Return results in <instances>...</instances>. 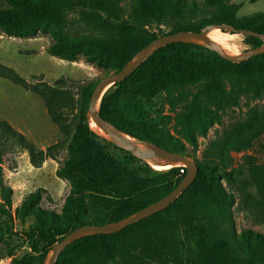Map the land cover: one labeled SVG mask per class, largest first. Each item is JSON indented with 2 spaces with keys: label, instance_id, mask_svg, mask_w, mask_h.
<instances>
[{
  "label": "trees",
  "instance_id": "1",
  "mask_svg": "<svg viewBox=\"0 0 264 264\" xmlns=\"http://www.w3.org/2000/svg\"><path fill=\"white\" fill-rule=\"evenodd\" d=\"M231 1L2 0L5 6L0 8V35L30 39L47 34L52 40L46 49L49 56L69 63L83 61L105 70V74L117 73L139 50L167 34L197 33L207 26L230 25L238 31L264 35V13L237 17L240 6ZM74 19L101 36L65 38L64 32ZM247 38L253 43L252 48L262 44L256 38ZM206 51L184 43L159 49L102 98L101 117L137 142L189 156L186 145L162 126L128 119L121 101L136 96L152 98L158 93L170 100L180 88L200 83L178 117L185 141L195 156L198 136L205 137L210 127L222 124L220 114L200 106L201 95H214L217 109L224 113L238 105L235 98L226 94L224 79L237 78L252 85L254 99L264 92V54L233 64L214 52L209 56ZM0 78L39 96L62 135L55 144L37 150L7 123L0 122V129L28 154L30 165L38 169L46 160H56L62 151L66 154L55 172L69 185L60 213L42 208L45 191L38 188L25 196L12 214L13 191L3 184L0 152V220H34L23 235L28 247L39 254L35 264H43L47 251L70 231L126 218L167 196L185 175L184 168H170L144 178L131 165L142 161L92 131L85 111L98 79L78 89L79 100L72 110L75 113L69 110L65 114L68 107L59 88L66 86V78L57 79L53 86L31 85L2 65ZM70 114L74 116L72 123ZM263 134L264 105L250 108L244 119L230 123L207 143L200 160L192 157L197 160V177L173 204L119 233L75 241L56 264H264V234L252 230L235 232L232 207L236 198L229 192H238L242 211L264 219V163L250 153ZM109 148L120 154L112 155ZM233 153H242L237 168L232 167ZM243 175L239 184L237 178ZM7 254L11 257L12 251ZM10 264L33 263L24 254L13 257Z\"/></svg>",
  "mask_w": 264,
  "mask_h": 264
},
{
  "label": "rangeland",
  "instance_id": "2",
  "mask_svg": "<svg viewBox=\"0 0 264 264\" xmlns=\"http://www.w3.org/2000/svg\"><path fill=\"white\" fill-rule=\"evenodd\" d=\"M195 1L202 2L203 0ZM231 2L240 6L236 13L237 17L264 13V0H232ZM4 6V3L0 0V8ZM129 9V6L126 5V13H129ZM73 21L74 23L70 24L64 32L65 38L101 36L99 33L89 31L75 19ZM161 30L167 31L165 27H161ZM221 33L225 35V44L222 50L229 55H240L253 46V43L245 35L228 32ZM34 39L8 38L0 35V65L10 68L31 85L45 83L53 86L57 79L66 78V86L59 88V90L64 93L65 106L68 107L64 109V113L68 114L69 110L72 112L77 106L79 100L78 89L93 80L100 79L105 75L106 71L96 66L88 65L83 61L69 63L49 56L46 53V49L52 43V40L47 34L39 35ZM206 54L213 56L210 50L206 51ZM199 86L200 83L182 87L172 95L170 100H167L162 93H158L152 98L136 96L133 100L123 99L121 103L124 106L128 119L162 126L171 137L181 140L186 145L189 156L200 160L201 153L210 140L220 135L222 130L230 123L244 119L245 113L250 108L264 105V92L260 94L259 98L254 99V87L252 85L237 78L224 79L226 94L235 98L238 104L237 106L227 108L224 113H221L217 109V101L214 95L209 98L201 95L199 97L200 106L205 110L220 114L222 124L210 127L205 137L198 136V151L193 156L191 147L185 141L184 130L179 124L178 117L190 103ZM113 89V87L109 88L102 98L110 95ZM39 103L43 102L35 94L20 86L13 85L6 79L0 78V121H7L19 115L21 128L26 132L28 129H32L37 121L41 123L43 119L45 120V116L39 108ZM72 113L74 114L75 111ZM73 114L69 115V122L71 123L74 120ZM60 137L59 140L62 139V135ZM0 152L2 153L3 184L10 187L13 191L12 214L14 213V209L20 205L23 198L38 188L45 191L41 202L42 208L60 213L63 202L69 193V185L66 181L57 178L55 172L65 159V152L62 151L56 160H46V163L44 162L41 168L35 169L29 163L28 154L2 129H0ZM108 152L112 155L120 154L113 148H109ZM250 153L259 162L264 163V134L254 145L253 149L250 150ZM241 156L242 153L232 154L234 159L233 168L238 167ZM131 165L144 178H150L156 173L168 170H154L145 163L137 161L132 162ZM173 168L180 169L183 168V165ZM243 177L244 175L237 178L239 184ZM229 192L233 193L236 198V203L232 207L235 232L239 234L243 230H252L264 234V219L255 218L254 215L249 214L247 211H242L239 208L240 200L238 192ZM33 225L34 220L32 219L26 220L24 223L18 221L10 223L8 220H0V235L2 236V242H0V264H10L13 257H21L24 254H28L32 263L35 264L39 254L33 252L28 247L23 235ZM50 249L47 251V254ZM8 250L12 251L11 257L7 254ZM42 251L40 249V252Z\"/></svg>",
  "mask_w": 264,
  "mask_h": 264
},
{
  "label": "water",
  "instance_id": "3",
  "mask_svg": "<svg viewBox=\"0 0 264 264\" xmlns=\"http://www.w3.org/2000/svg\"><path fill=\"white\" fill-rule=\"evenodd\" d=\"M213 29H219L221 32L253 37L260 40L262 44L256 48H251L240 55H229L208 38V33ZM176 43L198 45L204 49L214 52L220 58L233 64H241L255 56L264 54V35L247 30L238 31L230 25L207 26L197 33L182 31L161 36L133 55V57L119 72L108 73L98 79L87 104L85 119L89 125H93L101 131L100 138L106 143L130 153L132 157L142 161L154 170L169 169L182 164L185 169V175L174 190L167 196L148 205L147 207L142 208L126 218L110 222L102 226L84 225L70 231L50 249L43 264H56L63 251L69 245L81 238L94 235L116 234L123 231L127 227L134 225L135 223L164 211L171 204H173L196 179L198 174L196 159L187 155L170 152L150 143L137 142L127 134L118 131L111 123L104 120L99 112L102 96L109 88L132 75L156 51L167 45Z\"/></svg>",
  "mask_w": 264,
  "mask_h": 264
},
{
  "label": "crops",
  "instance_id": "4",
  "mask_svg": "<svg viewBox=\"0 0 264 264\" xmlns=\"http://www.w3.org/2000/svg\"><path fill=\"white\" fill-rule=\"evenodd\" d=\"M29 40H35V39L30 38ZM39 104H40L39 108L42 114L45 116V120L43 119V122L41 123L40 121H37L34 127L32 129H28L26 132H24V130H22L21 128V120L19 115L14 116L13 119L7 121H0V122L7 123L15 132L22 135L27 141L33 144L37 150H45L47 147L55 144L61 138L60 137L61 133L59 132L56 125L51 121L44 102Z\"/></svg>",
  "mask_w": 264,
  "mask_h": 264
},
{
  "label": "bare ground",
  "instance_id": "5",
  "mask_svg": "<svg viewBox=\"0 0 264 264\" xmlns=\"http://www.w3.org/2000/svg\"><path fill=\"white\" fill-rule=\"evenodd\" d=\"M208 38L212 40L215 44H217L221 49L224 47L225 44V35H223L218 29H213L208 33ZM92 131H94L98 136H101V131L93 126L90 125ZM182 165V164H179Z\"/></svg>",
  "mask_w": 264,
  "mask_h": 264
},
{
  "label": "built area",
  "instance_id": "6",
  "mask_svg": "<svg viewBox=\"0 0 264 264\" xmlns=\"http://www.w3.org/2000/svg\"><path fill=\"white\" fill-rule=\"evenodd\" d=\"M180 172L182 173V170Z\"/></svg>",
  "mask_w": 264,
  "mask_h": 264
}]
</instances>
